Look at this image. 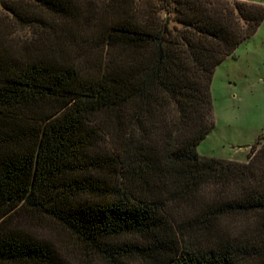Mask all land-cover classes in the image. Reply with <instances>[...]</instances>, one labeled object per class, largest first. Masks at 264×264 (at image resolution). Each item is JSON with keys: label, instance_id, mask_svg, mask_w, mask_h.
<instances>
[{"label": "trees", "instance_id": "obj_1", "mask_svg": "<svg viewBox=\"0 0 264 264\" xmlns=\"http://www.w3.org/2000/svg\"><path fill=\"white\" fill-rule=\"evenodd\" d=\"M263 20L241 0H0V264H66L30 224L102 264H264V137L244 163L196 151L214 68Z\"/></svg>", "mask_w": 264, "mask_h": 264}, {"label": "rangeland", "instance_id": "obj_2", "mask_svg": "<svg viewBox=\"0 0 264 264\" xmlns=\"http://www.w3.org/2000/svg\"><path fill=\"white\" fill-rule=\"evenodd\" d=\"M264 6V0H241ZM213 127L200 141V156L244 163L252 146L264 137V20L255 33L213 70L210 83ZM19 217L15 218L17 221ZM20 221V220H19ZM26 227V226H25ZM50 236L66 264H102L70 240L60 229L27 226ZM49 227V231L45 229Z\"/></svg>", "mask_w": 264, "mask_h": 264}]
</instances>
